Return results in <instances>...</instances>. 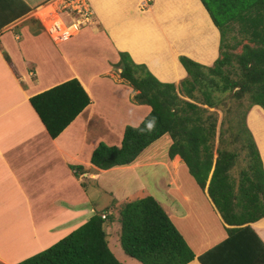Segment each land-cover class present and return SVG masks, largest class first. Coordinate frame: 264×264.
Listing matches in <instances>:
<instances>
[{
  "label": "crops",
  "instance_id": "crops-1",
  "mask_svg": "<svg viewBox=\"0 0 264 264\" xmlns=\"http://www.w3.org/2000/svg\"><path fill=\"white\" fill-rule=\"evenodd\" d=\"M49 1L0 0V13L10 4L18 8L20 5L39 6ZM87 2L91 10L89 22L94 27L88 36L116 61L119 52L126 53L132 62L144 65L161 83L177 84L186 76L179 56L203 66H210L218 57V31L199 0ZM33 10L0 30V50L11 62L10 67L0 52V264H16L48 248L89 219L92 209L89 208L86 180H96L98 173L115 168L101 171L92 167L90 154L99 142L109 146L120 144L124 127L130 125L129 120H134L130 114L115 130H110L108 120L97 118L105 114L102 111L104 104L113 106V103L110 105L113 92L103 96V83L107 81L98 80V75L108 73L111 76L110 69L81 74L66 55L58 58L52 46L57 44L43 30L38 31L32 23H26L31 20ZM80 32L62 42L77 38ZM57 64L66 67L67 72ZM72 78L79 82L89 103L57 137L51 139L28 99ZM109 86H113L112 83ZM104 100L106 102L102 104ZM135 108L144 110V116L149 111L145 105H135ZM261 112V108L253 106L245 121L250 124L249 131L264 171ZM144 116L137 117V121L141 122ZM98 124L103 127L100 132ZM167 161L162 165L168 166L169 174L163 190L165 196L161 197V202L156 201L194 255L187 264H200L196 257L222 243L227 237L226 229L231 227L222 222L205 190L198 189L191 177V187L185 190L189 184L179 172L182 166L186 171L180 159L167 157ZM68 166H81L84 172L75 178ZM139 166L135 159L120 169L131 171ZM248 226L264 245V218ZM104 227L108 246L109 226ZM256 250L252 240L251 247L232 246L231 243L214 252L210 261L213 264H247ZM255 256V259L251 257L254 260L250 264H264V251Z\"/></svg>",
  "mask_w": 264,
  "mask_h": 264
},
{
  "label": "trees",
  "instance_id": "trees-1",
  "mask_svg": "<svg viewBox=\"0 0 264 264\" xmlns=\"http://www.w3.org/2000/svg\"><path fill=\"white\" fill-rule=\"evenodd\" d=\"M199 1L218 31V57L210 66H203L179 56L186 76L173 84L159 82L144 65L119 52L113 65L117 78L131 88L129 101L145 105L149 111L138 125L124 127L118 147L98 143L89 164L101 171L128 166L166 135L170 141L167 157L180 159L198 189L205 190L222 222L231 227L226 229V239L197 256V261L213 264L210 258L217 250L231 243L251 247L252 240L257 250L246 261L250 264L264 251L248 226L264 218V171L245 126L251 107L264 109V0ZM20 6H5L0 13V30L38 7ZM237 47L239 53H232ZM0 52L11 67L6 53ZM28 102L47 135L54 139L88 105L89 98L72 78L31 96ZM208 109L224 110L222 118L226 121L222 119L216 128V116ZM153 118L155 129L141 132ZM224 134L240 142L244 152L245 168L239 170L236 183L229 172L237 163L238 153L226 148ZM68 168L75 178L84 172L81 166ZM116 207L118 243L125 256L139 264H187L194 259L154 198L127 200ZM108 211L109 207L92 214L65 237L16 264H120L110 252L103 230L114 220Z\"/></svg>",
  "mask_w": 264,
  "mask_h": 264
},
{
  "label": "rangeland",
  "instance_id": "rangeland-1",
  "mask_svg": "<svg viewBox=\"0 0 264 264\" xmlns=\"http://www.w3.org/2000/svg\"><path fill=\"white\" fill-rule=\"evenodd\" d=\"M32 21L33 20H30L26 23H32L31 25H33L36 30L42 31L41 26L36 21ZM93 28L94 27L92 23L89 22L86 26H80L81 32L77 38L69 39L62 43H60V41L57 43V45L52 46L58 53V58H60V55L64 54L70 60H72V64L78 73H99L110 69V75L113 78H111V76H108L107 73L106 76L98 75V80L101 79L103 80V82L107 81L108 84L103 83V96L104 94L105 96H109V92H113L114 98L110 103V105L113 103V106L107 107V104H104L106 102L104 100L102 103L104 104V107H102V111H104L105 114L100 115L97 118L101 119V121L108 120L107 125L109 126V129L111 130L113 128L115 130V127L121 124L124 118H127L130 114H133L132 116L134 120H129L128 123H130L131 126H136L140 122V120L137 121L136 118L140 115L141 117L144 116L146 112L144 110L137 111L136 108L141 107L135 108V105H133L128 100V96L131 93V88L117 78L116 70L113 67V65L117 62L116 59L114 58V56H111L107 52V50H104L99 43L97 44L96 40L93 39V37L88 36V34L90 35ZM80 35H83L85 37H80ZM232 35H234V33H232ZM227 41L231 43L230 37L227 38ZM239 51L240 47H237L236 50L231 52L238 54ZM80 59H82V62H78ZM57 65L59 68H62L63 71L67 72L66 70L68 69H66V67H64L62 64ZM109 82L112 83L113 86H109ZM97 92L100 93V90H98ZM131 95L132 93L130 94V97ZM243 104H246V100H244ZM132 108H135V110L133 111ZM208 111L214 112L216 116V128H218V125L222 119L226 121L225 118H222L224 116V110L208 109ZM261 111L262 112L260 113V116H262V119L264 120V109H261ZM246 116H248V114H246ZM94 120L96 119L94 118ZM245 126L249 131L250 124L248 121H245ZM102 129L103 127H101V124H98V131L100 132ZM223 138L225 139V142L227 144L226 148L229 150L234 149L235 152L238 153L237 163L235 167L229 172L230 176L236 183L239 177V170L245 168L244 152L240 149V142L231 141V139H229L230 137H227L225 134ZM169 142V138L164 135L157 141L152 143L149 147L144 149L136 158V164L141 166L134 170L129 171L120 169L122 167H115L114 169L106 171L105 173H98V179L96 180H86L88 182L87 186L90 195L89 208L92 209V213H90V216L93 213H99L105 207H109L110 212L113 214V216L115 215L113 222L106 224L105 226H109L108 248L119 263L139 264L136 261L126 257L120 249L118 243L119 224L116 221L117 214L115 212L117 208L116 206L120 205L124 201L141 198L144 196H151L155 200L161 202V197L165 196L163 190L169 180V174L167 171L168 166L166 164V167L162 166L164 163L168 162L167 148L169 146ZM99 143L105 144L104 142ZM214 144L216 145V140ZM118 145H116L115 147H118ZM147 158L148 160H146L145 162V159ZM158 162H161V164H157ZM90 172H92V170ZM179 172L183 175L186 183L189 184L186 186L185 190L190 189L191 184L189 183V180L191 178L186 173L183 166L179 169ZM181 174L180 178L182 180ZM95 187L96 189L93 190V188Z\"/></svg>",
  "mask_w": 264,
  "mask_h": 264
},
{
  "label": "built area",
  "instance_id": "built-area-1",
  "mask_svg": "<svg viewBox=\"0 0 264 264\" xmlns=\"http://www.w3.org/2000/svg\"><path fill=\"white\" fill-rule=\"evenodd\" d=\"M91 10L87 0H50L36 7L30 18L36 21L54 43L62 42L88 25ZM105 214H101L104 219Z\"/></svg>",
  "mask_w": 264,
  "mask_h": 264
},
{
  "label": "clouds",
  "instance_id": "clouds-1",
  "mask_svg": "<svg viewBox=\"0 0 264 264\" xmlns=\"http://www.w3.org/2000/svg\"><path fill=\"white\" fill-rule=\"evenodd\" d=\"M155 129V118H153L151 121L147 123L144 129H140L141 132L147 131L151 132Z\"/></svg>",
  "mask_w": 264,
  "mask_h": 264
}]
</instances>
